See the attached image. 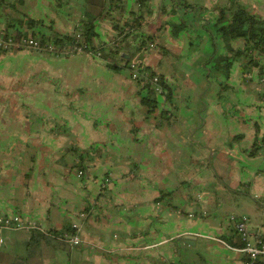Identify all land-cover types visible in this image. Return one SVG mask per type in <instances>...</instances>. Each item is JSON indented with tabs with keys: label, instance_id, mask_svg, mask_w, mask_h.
<instances>
[{
	"label": "crops",
	"instance_id": "crops-1",
	"mask_svg": "<svg viewBox=\"0 0 264 264\" xmlns=\"http://www.w3.org/2000/svg\"><path fill=\"white\" fill-rule=\"evenodd\" d=\"M15 1L0 0L7 13L2 26L16 20L10 6L17 12L25 6L22 16L41 20L39 29L48 34L72 33L94 19L78 10L86 0ZM124 1L127 12L140 10L137 0ZM168 1L148 0L152 13L119 44V55L124 46L131 54L142 36H153L144 63L168 76L174 91L172 103L154 113L141 103L131 75L108 66L93 74L92 96H67V87L62 93L0 89V216L18 215L52 231L78 224L81 237L110 250L71 246L40 231L43 237L33 241L37 230H5L0 264H245L232 216H246L264 241V207L260 212L249 200L264 206V85L256 71L244 78L240 63L228 78L212 69L206 34L195 36L227 0H182L202 9L197 15L174 14ZM242 2L264 17V0ZM73 12L81 14L73 24L59 18ZM110 14L118 17L116 7ZM105 16L115 30L112 15ZM189 16L193 27L175 34L179 17ZM123 35L116 30L114 42ZM96 39L106 42L100 34ZM23 51L30 50L2 56ZM83 152L81 177L76 164ZM106 175L111 182L103 187ZM175 190L179 198L172 200ZM188 233L197 237L194 244H172Z\"/></svg>",
	"mask_w": 264,
	"mask_h": 264
},
{
	"label": "trees",
	"instance_id": "trees-1",
	"mask_svg": "<svg viewBox=\"0 0 264 264\" xmlns=\"http://www.w3.org/2000/svg\"><path fill=\"white\" fill-rule=\"evenodd\" d=\"M117 1H121V3ZM170 1L173 4L171 8H174L172 10V13L174 14H177L179 9L183 10V7L193 11L197 9L195 5L193 6L184 3L182 0ZM137 2L140 5V10H130L127 12L124 0H86V3L90 7L101 8L104 13H106V11L107 13H111L112 9L116 7L118 18L117 20H113L115 23L114 28L119 30V36L125 33L121 42L126 41L132 36V31H136V29L142 25V22L145 20V14L149 15L152 13V10L149 8V3H147L148 0H137ZM1 5L2 4L0 3V6ZM179 18V22L175 25V29H177L174 32L175 34L186 30V26H182L181 24L182 17ZM16 20H11V22L5 23V26L0 24V28L7 34H15L17 37L30 35L44 42H53L55 44H83L87 46V49H89L95 57H99L96 56V54L100 52L101 56L99 58L106 61L107 66L113 70H119L123 66H128L132 71V80H134L139 87L141 103L147 107L148 113H154L157 109H161V106L164 104L172 103L174 91L171 80L165 74H159L157 71L153 70L150 65L145 64L144 53L139 54L134 60H131L129 58L130 56L128 57L122 54L121 58L124 63L109 61L110 56H117L120 53L119 44H121V42H114V45L107 51L106 42L101 41L100 43H95V39L98 37L99 32L96 31L94 19L84 20L73 33L59 34H48L39 29V24H42L39 19L36 20L32 17L24 16L22 18L19 17ZM2 21H4V18L0 14V23ZM36 28H38V30ZM194 33L197 34V38H201L204 33L207 35H205V37L209 40L210 48L213 50V53L209 58L213 62L211 65L212 69L221 72L226 78H228L232 66L235 63H240V67L245 75L256 71L258 78L264 79V17L254 11L250 4L243 3L242 0H227L224 6L218 7L217 13L212 14L211 19H206L204 24H200V26L198 25ZM77 34H79V36ZM152 39V35L146 37L142 36V39L138 43V47L135 49L138 52H142V49L147 45V42ZM216 51H218L217 54ZM5 53L4 50L0 49V55ZM132 61H135L134 63L137 66L136 78L133 77L134 71L131 67V63H133ZM155 77L158 79L156 83H154ZM239 136L240 135H237L235 138H238ZM262 143L264 146V138L262 139ZM256 149L258 148L255 143L252 147V155L256 152ZM83 156L84 152L79 155L80 158L76 164L78 172L83 171L86 166L84 163L82 164ZM3 216L14 217L18 215ZM18 217L20 218V216ZM64 231L74 233L75 229L73 228V224L61 231L53 230L54 233ZM235 232L237 233L236 229ZM39 237H43L39 231H32L33 241L39 240ZM244 245L245 244L242 240L238 244L240 248ZM248 260L249 259H246L245 261L248 262ZM251 264H264V259L257 258Z\"/></svg>",
	"mask_w": 264,
	"mask_h": 264
},
{
	"label": "rangeland",
	"instance_id": "rangeland-1",
	"mask_svg": "<svg viewBox=\"0 0 264 264\" xmlns=\"http://www.w3.org/2000/svg\"><path fill=\"white\" fill-rule=\"evenodd\" d=\"M9 1H10L9 3L11 4L16 2L15 0H9ZM45 1L48 4H51L50 3L51 0L50 1L45 0ZM117 2L121 3V1H117ZM167 3H169L168 0H167ZM24 7L22 6L21 8L22 12H19V11L17 12L16 10H14L13 6H11L8 9V11L12 12L13 15L16 17V19H18L19 17H23L22 14L24 11ZM255 7H258V6L255 4ZM62 10L66 11L67 8H64ZM78 10L79 11L81 10V12L87 11L86 13H88V16L90 18H94V21L97 22V24H99L98 25L99 28L97 31L99 32L100 37L102 35L103 38L106 39L105 41L107 43V46H106V51H107L111 46L114 45V40H115L114 36L116 35V30L118 29L116 28L115 30L110 29L111 23L109 21L107 22L104 21V18L106 17L105 15L107 14L112 15V18L109 19L110 21L117 20L118 17L115 18L113 16L114 14H110V12L107 13V11L106 13H104L101 8L90 7L87 3H86V8L83 6V7H80ZM196 10H197V14L202 13V9H200L199 7ZM191 11L193 10H189L188 8L185 9L183 7V12H191ZM193 13L196 14L195 11ZM0 14L3 18L7 15V13L4 12V8L2 5L0 6ZM80 16L81 14L78 15L75 12H73L71 15L59 14V18L63 22H69L71 24H73L75 21L77 22L80 19ZM210 17H211L210 15H207L206 18L210 19ZM192 23L193 22L191 21V16H189V19L184 18L181 21L182 26L184 25L188 28L193 27ZM39 27H43V26L40 25ZM36 29L38 30V28ZM77 35L79 36V34ZM195 36L197 37L196 33H195ZM137 42H140V41H137ZM120 46H122V42ZM136 46L138 47V45ZM149 46L150 47L153 46V43L151 42V40L147 42V45L142 49L141 54L142 53L146 54L145 52H149L150 50L149 51L147 50ZM132 48L133 50H135V52L131 53L130 55L128 54L129 49L126 48V46H124L121 51H125L124 55L128 57L130 56L129 58L131 60H134L139 54H136L138 53V51L134 49V47ZM18 55L22 56L21 59L19 60H17V58L19 57L17 56V53L3 55V56L1 55L3 59L0 60V89L23 91V90H28L32 88V89H37V91H40V90L42 91L47 88L53 92L62 93V89L67 87V88H72L71 89L72 93L68 92L67 96L77 95L78 93H82V92H85L87 96H92L94 94L87 92L89 91L88 87L89 86L92 87L93 85L92 76L93 74L96 76L100 73L101 70L100 71L96 70L97 68L107 66L106 61H104L103 59H100L99 57H95L94 55H91L90 53H88V55L85 54L84 56H81V57H71L68 59H60V60L53 59V56H51L50 54H46V53H44V55L50 56L51 58H42L40 53H36L33 51L19 52ZM177 59L178 57L176 56V60ZM109 61H117L119 63H124V61L121 58V55L119 54L117 56H110ZM132 62L133 63H131V65H135L134 63L135 61H132ZM194 66L197 67V65H194ZM193 70H194V67H193ZM117 71H120L121 73L124 72L128 75H131L132 73L131 69L128 66H123L121 69ZM194 71L197 72L196 70ZM249 74L250 73H247L246 75L244 74V78L248 77ZM88 75L90 76L87 77ZM102 78H105V76H102ZM260 80H261L260 83L264 85V81H263L264 79L262 78ZM76 88L78 91L76 90ZM74 89H75V92L77 91V93L74 92ZM61 95L62 97H66L64 93ZM75 139L76 138L73 137L72 145H75ZM79 158L80 157H78V159ZM169 172L171 173V170ZM108 182H111L110 175H106L102 186L104 187L108 185ZM182 188H183V194L186 195V192L188 189L184 191L185 187H180L178 190H181ZM173 194H172L173 196H168V197L171 198L172 200L174 197L179 198V194L177 190H175ZM249 200H250V203L253 202L252 204L254 208L256 207L258 210H260V212L263 211V207H264L263 205L256 204V201L254 199H249ZM190 215L193 216L192 213H190ZM254 232L260 235V237L262 238V235L260 233L256 231ZM80 234H81V228H80ZM114 237H117V236H114ZM77 246L79 247L81 245H77ZM91 249L96 250L95 248H91ZM189 249H191V251L197 250L196 247H193V248L189 247ZM178 262L176 264H179Z\"/></svg>",
	"mask_w": 264,
	"mask_h": 264
},
{
	"label": "built area",
	"instance_id": "built-area-1",
	"mask_svg": "<svg viewBox=\"0 0 264 264\" xmlns=\"http://www.w3.org/2000/svg\"><path fill=\"white\" fill-rule=\"evenodd\" d=\"M0 49L4 50L5 52L10 51H19V50H30L35 52H43V53H51L57 57L60 56H71L74 54L80 53H90L92 52L87 49L86 45L83 44H75V43H60L55 44L53 42H44L40 39H36L30 35H23V36H16L15 34H7L3 29L0 28ZM96 56H101V53L98 52ZM134 74L133 77H137V66L131 65ZM157 77L154 78V83L157 82ZM78 175L83 176V172L79 171ZM85 213H81L80 217L84 218ZM234 222V228L237 231V234L240 235L241 240L244 242V246L240 249L242 253L247 255L248 262L245 264H251L257 258L264 259V241L253 230L250 229L248 224V218L246 216H232ZM73 228L75 232H59L54 233L51 230H46L41 226L25 222L23 219L19 218L18 216L14 217H5L0 216V247L2 246L4 239L2 237L3 231H19L22 229H29V230H37L40 231L42 234L44 233L46 236H50L55 238L59 241H66L71 246L77 245H87L91 248H95L100 252H110L109 249L103 248L100 244H97L93 241L88 239H84L81 237L80 234V226L78 224H74Z\"/></svg>",
	"mask_w": 264,
	"mask_h": 264
},
{
	"label": "water",
	"instance_id": "water-1",
	"mask_svg": "<svg viewBox=\"0 0 264 264\" xmlns=\"http://www.w3.org/2000/svg\"><path fill=\"white\" fill-rule=\"evenodd\" d=\"M197 237L191 233L188 234H183L182 236H179L177 238H175V240L172 241V244L174 246H184V245H188V244H194V240Z\"/></svg>",
	"mask_w": 264,
	"mask_h": 264
}]
</instances>
